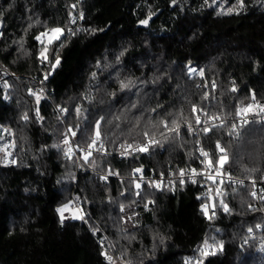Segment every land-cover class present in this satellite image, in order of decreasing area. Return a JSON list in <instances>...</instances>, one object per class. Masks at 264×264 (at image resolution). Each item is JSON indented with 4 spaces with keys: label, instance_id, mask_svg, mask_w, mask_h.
Here are the masks:
<instances>
[{
    "label": "trees",
    "instance_id": "obj_1",
    "mask_svg": "<svg viewBox=\"0 0 264 264\" xmlns=\"http://www.w3.org/2000/svg\"><path fill=\"white\" fill-rule=\"evenodd\" d=\"M72 2L0 0V65L19 75L0 77V123L12 133L16 161L3 164L0 152V264H108L104 251L114 264H185L199 257L205 240L223 249L204 257V264H264V200L254 206L249 184L213 187L211 205L217 208L209 219L197 183L159 189L143 183L138 190L127 177L136 164L159 171L198 163L199 146L215 161L218 141L231 173L264 174V121L240 125L237 136L229 120L207 123L205 135L191 111L196 105L208 118H231L248 104L264 106V0H244L239 14L230 15L218 13L238 7L237 0H81V31L67 35ZM54 27L66 34L63 46L58 41L49 53L52 63L60 57L52 70L39 61L34 36ZM189 65L203 70L204 79L199 72L188 78ZM44 70L52 102L69 110L65 123L80 125L81 146L101 118L103 146L115 149L145 132L159 143L127 156L92 153L86 166L66 158L53 103L43 97L37 105L29 95L31 77ZM121 82L129 87L121 89ZM78 106L85 110L81 119ZM25 113L27 121L21 119ZM173 120L179 135L161 126L167 121L172 127ZM87 166L114 174L103 180ZM67 203L83 209L87 223L69 218L61 224L57 208Z\"/></svg>",
    "mask_w": 264,
    "mask_h": 264
},
{
    "label": "snow or ice",
    "instance_id": "obj_2",
    "mask_svg": "<svg viewBox=\"0 0 264 264\" xmlns=\"http://www.w3.org/2000/svg\"><path fill=\"white\" fill-rule=\"evenodd\" d=\"M173 3H175V0H173ZM213 3H215V0H213ZM237 5L238 7H231L228 8L227 11H223L220 12L218 14H223V15H230L233 13L239 14V11L242 10L244 8V0H237ZM72 9H75L77 7L76 4H73L70 6ZM84 15L81 12L79 14V17L77 18L76 16H73L72 12H69V24H75L77 19H83ZM150 19V17H149ZM142 24H147L148 20H143L141 21ZM81 31V29L77 28L75 31H73L71 28L67 29V35H75L76 32ZM66 34V31L64 28L61 27H54L51 29H47L44 32H41L39 35L35 36V40L37 42L40 43L41 48L39 50V55H38V59L39 61L44 64L47 63L49 65V67L52 70H55V68L60 64V57L57 54L56 59H55V63H52L51 60L49 59V53L52 51V46L56 43V42H61V46H63L62 40L61 38L64 37ZM58 51V50H57ZM189 73L190 74H196V69L193 68H189ZM48 75H50V73H46L44 79L47 80L48 79ZM96 74L93 73V76H95ZM199 75L201 77H203V70L199 71ZM7 83H5V87H7ZM121 89L127 88L129 87L128 84H125L123 82H121L120 85ZM213 88H215V84L213 83L212 85ZM231 91L235 92L236 88L233 87L231 89ZM29 95L35 97V101L36 104L39 105L41 99L43 98V90H40V92H36L32 89H29ZM205 99H207V96H205ZM255 99V97L253 96V100ZM133 107H135V105H133ZM254 107H258L259 108V112L264 113V106H260V105H254V104H248L247 106H245L243 109L239 110L237 112V115H246L248 114L250 111L253 110ZM58 110L61 113H66L69 110L66 108H61L60 106H57ZM76 114H77V118L81 119L83 118L84 115V109H82L81 107H77L76 108ZM153 111H155V109H153ZM192 114L195 116V124L196 125H201L203 122L200 119L199 116V112L203 111L202 108H198L196 105L192 106ZM37 117H39V110L37 109L36 112ZM22 120L27 121L29 119V116L27 113H25L22 117ZM103 118H101L102 120ZM117 119H119V117H117ZM216 119H220V117L217 116H210L209 120H216ZM101 120H97L95 122V130H94V135L91 138V142L87 144V149H81V152L83 153L82 155V159L87 162L89 160V158L92 156L93 151H101L103 149V144L100 143L101 141ZM243 123H248L247 120H244ZM171 124L173 125L172 127L169 126V123L167 121H161V126L164 129H167L169 132H174L177 135H179L180 133V124L173 120L171 122ZM77 129L80 127L79 124H77L75 126ZM233 131L236 130V125H233ZM5 132H8L9 135H11V131L9 129H5ZM203 133L205 135H207L211 129L208 127H204L202 129ZM67 132L70 133L73 137H75L77 135V132L73 130V128H68ZM188 132L189 134H194L195 129L193 128V126L191 124L188 125ZM144 138L146 140V143H141V144H126V145H121V155L122 156H127V155H131L132 153H144V152H148L150 147L152 145H156L159 143V141H157L155 138L151 137L149 135L148 132H145L144 134ZM0 139H3V136L0 135ZM64 145H68L67 149L64 152V155L66 158L71 159L72 157V153H73V149L70 145V141L67 138V136L65 137V139L63 140ZM15 144H9V143H5L2 146H0V152H5V160L4 163H12L15 164L16 161L13 159L11 161H9L7 159V156L11 155V153L8 151L9 148H14ZM216 152L218 154V157L215 159V161H213V159L209 156V153L204 151L202 148L200 149V155L202 157H204L205 159L201 161L202 164H205L206 168L209 170L207 174L205 173H197L195 169H193V176L197 175V174H201V175H205V178L207 181H211L212 184L214 185H222L224 184L226 181L224 180V176L226 175V173H224V168L225 165L228 163V155H227V151L226 149L221 145V143L218 141L216 143ZM143 168H137L134 169L135 173L140 174V178L141 180H143ZM214 173V174H213ZM114 173H112L111 171L108 172L107 175L102 176L101 179L106 180L108 178V176L113 175ZM186 172L182 169L179 172V176L181 177L180 179V184L184 183V179L183 177H185ZM196 181L193 180V183H195ZM242 183V181L240 182ZM149 186H154L157 189L161 188L162 184L161 182L158 181H152L151 184ZM166 186H172L171 182H169V185ZM135 187L136 189H140L141 188V184L140 183H135ZM253 187H255V182L253 181ZM211 191V190H210ZM216 191V195L217 196H222L223 192L222 189L220 187H216L215 189ZM137 194L139 195V192H137ZM250 195L254 198V199H259V200H264V192H260L258 194L257 191H252L250 193ZM149 203H151V201H149ZM219 205L223 207L224 212H229L230 209L228 208L227 204H225L223 202V200L221 199L219 201ZM251 207V206H250ZM217 208V204L213 203L211 205V209L209 204H204L201 206V211L203 212V214L208 217L209 219L214 218L215 216V210ZM124 208L123 206H121V211H123ZM255 210V209H253ZM66 212H71V216H65ZM57 213L59 214V218H60V222L61 224H63V222L66 219H72V220H81L85 223H87V220L85 219V213L84 210L81 208H70L69 204H65L60 208H57ZM211 213V214H210ZM257 228L260 227V225H256ZM252 229H249V232H251ZM96 234V230H93V235ZM102 243V242H101ZM223 249V245L222 243L219 242H212L209 243V241L205 240L203 242V244L201 245L200 248L197 249V251L199 252V257L198 258H188L185 260V264H204L203 258L207 257L209 255H215L217 251H220ZM101 255H103L106 259V261H108V264H114L113 262V257L108 255L106 251L102 252Z\"/></svg>",
    "mask_w": 264,
    "mask_h": 264
},
{
    "label": "built area",
    "instance_id": "obj_3",
    "mask_svg": "<svg viewBox=\"0 0 264 264\" xmlns=\"http://www.w3.org/2000/svg\"><path fill=\"white\" fill-rule=\"evenodd\" d=\"M73 4H76L77 7L75 9H72V14H73V16H76L78 18L79 14L81 12L83 13V10L81 7V0H73L72 5ZM82 20L77 19L75 24L70 25V28L72 30L80 28V26L82 25V22H83ZM2 27H3V16H2V14H0V35L2 32ZM47 29H51V28L43 29V30L39 31L38 33H36L35 36L39 35L41 32H44ZM35 36H34V40H35ZM36 43L39 46H41L39 42L36 41ZM189 68L196 69V74H190ZM198 72H199V70L195 66L189 65L187 67L188 78L195 77V75H197ZM0 73H1L0 77H15V78L19 77V75L17 73H14L11 70L7 69L4 65H0ZM46 73H47V71L44 70L42 72V75L39 78L31 77V83L29 85V89H32L36 92H40V90H43V97L52 102V98H51L52 91H49L46 88L45 83H44L46 81L44 79ZM203 79H204V76H203ZM213 83H214V81H212L210 84L213 85ZM205 101H206V99H205ZM53 106H54L56 113L58 114V117L60 118V120L63 123L65 137L67 136V138L70 141V145L73 149V153H72L71 158H73L76 162L80 163L81 165L86 166L85 161L82 159L83 153L81 152V149L86 150L87 146H81L78 143V135L73 137L70 133L67 132V129L70 127L73 128L74 131H76V132H78V131H77L76 127H73L72 125L65 123V118H66L67 112L61 113L58 110L57 106H60L61 108H64V107H62L61 105L56 104V103H53ZM202 109H203V111L198 113L201 121L203 122L201 125H197L199 128L203 129L204 126L206 127L207 123H221L222 121L229 120L230 121L229 130L234 136L238 135L239 127H240V125L244 124L243 123L244 120H247L248 122H250L252 120L264 121V113L259 112V109H253L252 111H250L246 115H243V114L237 115V112L239 111L238 110L236 112V114L231 118H229L227 116H217V117H220V119H216V120H209V118L207 116V111L204 108H202ZM241 109H243V108H241ZM233 125H236L235 131H233V127H232ZM0 126L4 129H9L7 126H5L1 123H0ZM6 133L8 134V132H6ZM151 137L155 138L158 141L157 136L151 135ZM5 140H6L5 143L12 144L13 143L12 142V134L11 135L8 134L7 138H5ZM90 142H91V139H90L89 143ZM141 143H146L145 138H142L139 140H134V141H124V142L118 143V144H116L115 149L104 146L101 151H93V153H100V154L106 155V154H111L113 151H116L118 153V155H121L122 149L120 146L122 144L123 145H126V144L136 145V144H141ZM153 146H155V145H152L150 147V149ZM67 147H68V145L66 146V149H67ZM201 148L202 147L199 146L197 149L198 163H189L186 165L176 164L173 167L169 166L166 170L164 169V170H159V171H156L153 169L147 170V168L144 164H136V165H133L131 167L130 173L127 177L136 181L137 183H140V184L151 183L152 181H158V182H161L162 186H166V185H169V182H171V185H173L174 183L180 181L181 177L179 176V172H180V170L183 169L186 172L185 177H183L184 181L193 183V180H195L196 181L195 183H197L199 185V187H201L203 189L204 200H203L201 206L204 204H209V206H211L212 194L214 192L213 190H214L215 186H217V185L212 184L211 181H207L205 178V175L197 174V175L193 176V169H195L197 173L207 174L209 171L206 168L205 164L201 163V161L205 159L204 157H202L200 155V149ZM203 150L209 153L208 150H205V149H203ZM8 151L11 153V155L7 156V159L9 161H11L14 159L13 155H12V148H9ZM136 153H139V152H136ZM132 154H134V153H132ZM4 160H5V152H3V155H2V163L8 164V163H4ZM137 168H143V170H144L143 171V180H141L140 174L134 172V169H137ZM88 170L91 173H94L95 175L104 176V173L96 171L92 167H88ZM224 173H226V175L224 176V180L226 181L225 183H227V184L238 185V186H245V185L249 184L251 187V192L254 190L257 191L258 194L260 192H264V174H262L258 178H244V177H240L238 175L231 173V170L227 167L224 168ZM241 181H242V183H240ZM253 181L255 182V187H253ZM258 201H260V200L254 199V206H257ZM240 233H241V231H240ZM246 241H247V239L245 238L243 242H246Z\"/></svg>",
    "mask_w": 264,
    "mask_h": 264
},
{
    "label": "bare ground",
    "instance_id": "obj_4",
    "mask_svg": "<svg viewBox=\"0 0 264 264\" xmlns=\"http://www.w3.org/2000/svg\"><path fill=\"white\" fill-rule=\"evenodd\" d=\"M4 130L5 129L0 126V135L3 136V139H0V146L5 144V141H6L5 138H7V135H8Z\"/></svg>",
    "mask_w": 264,
    "mask_h": 264
},
{
    "label": "rangeland",
    "instance_id": "obj_5",
    "mask_svg": "<svg viewBox=\"0 0 264 264\" xmlns=\"http://www.w3.org/2000/svg\"><path fill=\"white\" fill-rule=\"evenodd\" d=\"M76 108H77V107H76ZM67 204H69V203H67ZM69 206H70V208H74V207H72L70 204H69ZM61 207H62V206H61ZM59 208H60V207H59ZM66 214H69V215L71 216V212H66L65 215H66Z\"/></svg>",
    "mask_w": 264,
    "mask_h": 264
},
{
    "label": "water",
    "instance_id": "obj_6",
    "mask_svg": "<svg viewBox=\"0 0 264 264\" xmlns=\"http://www.w3.org/2000/svg\"><path fill=\"white\" fill-rule=\"evenodd\" d=\"M147 20H148V22L151 20V17H150V19L149 18H147ZM148 24V23H147Z\"/></svg>",
    "mask_w": 264,
    "mask_h": 264
}]
</instances>
